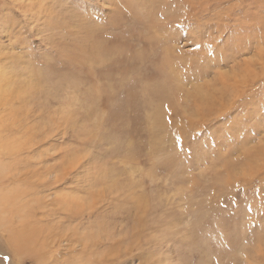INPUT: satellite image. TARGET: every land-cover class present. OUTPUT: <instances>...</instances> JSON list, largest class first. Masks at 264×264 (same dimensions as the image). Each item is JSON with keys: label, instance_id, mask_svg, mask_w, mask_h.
<instances>
[{"label": "rangeland", "instance_id": "obj_1", "mask_svg": "<svg viewBox=\"0 0 264 264\" xmlns=\"http://www.w3.org/2000/svg\"><path fill=\"white\" fill-rule=\"evenodd\" d=\"M140 1L0 0L23 117L3 132L0 113V147L18 148L0 152V264H43L16 237L56 226L57 191L84 213L61 234L101 248L70 264L110 245L135 264H264V0ZM27 67L47 91L32 103Z\"/></svg>", "mask_w": 264, "mask_h": 264}, {"label": "bare ground", "instance_id": "obj_2", "mask_svg": "<svg viewBox=\"0 0 264 264\" xmlns=\"http://www.w3.org/2000/svg\"><path fill=\"white\" fill-rule=\"evenodd\" d=\"M37 7L40 8L42 6L44 12L46 13H50L48 10H50V8H45L49 5L48 1L49 0H35ZM129 1V0H128ZM131 1V0H130ZM140 1V0H139ZM116 2L118 3V0H116ZM141 2V1H140ZM143 2V0H142ZM116 4V3H115ZM122 4V3H120ZM128 5V4H127ZM141 5V4H139ZM117 6V5H116ZM52 8V7H51ZM54 9V6L53 8ZM39 11V10H38ZM54 11L56 12V10L54 9ZM41 13V12H40ZM39 13V14H40ZM42 14V13H41ZM40 14V15H41ZM59 15V14H58ZM47 16V15H46ZM69 29V28H68ZM54 30V29H53ZM65 31V30H64ZM160 36V35H159ZM164 36V35H163ZM162 36V37H163ZM166 37V36H164ZM161 38V37H160ZM164 40V39H162ZM166 40V39H165ZM168 41V40H167ZM99 46V44H97ZM169 45V44H168ZM101 46V45H100ZM174 48V45L172 46ZM91 48V47H89ZM102 49V47H101ZM176 50V49H174ZM166 51V49H165ZM83 52V51H82ZM167 52V51H166ZM93 53L96 55L97 51L94 50ZM165 53V52H164ZM172 53V52H171ZM170 53V54H171ZM169 54V53H168ZM173 54V53H172ZM175 54V53H174ZM165 55V54H164ZM167 55V53H166ZM165 55V56H166ZM176 56V55H175ZM167 57V61L168 59H171L169 57V55L166 56ZM169 57V58H168ZM176 58V57H174ZM177 60V59H176ZM165 61V60H164ZM166 61V62H167ZM169 63L172 64V59L171 62L168 61ZM167 62V63H168ZM3 62L0 61V113L2 114L3 118L5 119L3 122V132L5 131H9V132H13L14 130H16L17 128L19 129V127H21V125L19 126L18 121L16 120L18 117L21 118V120H23L22 117V111L21 110H14V105L16 103L17 100H20L19 98H17L15 96V90L17 89L18 86L14 85V81L12 79H10V77H12L13 73L11 71H9L8 69H6L5 65H2ZM169 64V65H171ZM17 66V65H16ZM176 66V64H175ZM15 67V66H14ZM174 67H172V70ZM169 69L171 70V66L169 67ZM14 71V70H13ZM172 72V71H171ZM15 76L19 75V72H15ZM20 78V75H19ZM22 78V77H21ZM23 79V78H22ZM160 79V78H159ZM44 79L43 76L37 77L33 74H31V72L29 71V67H27V73H26V78H24L23 83L26 86V89H21L22 92L25 93H29V99H30V103H32L33 101L31 100V98H34L35 96L39 95L40 93H44L47 91H43L40 90V87L43 85ZM16 84V83H15ZM42 84V85H41ZM21 87V86H20ZM22 88H24L22 86ZM43 91V92H41ZM44 95V94H43ZM46 95V94H45ZM40 99V97H37ZM42 98V97H41ZM27 99V98H26ZM27 99V100H29ZM47 99V98H46ZM25 100V101H27ZM27 103V102H26ZM24 105V104H23ZM28 105V103H27ZM5 106H12V109L10 110H6L4 107ZM19 107V106H18ZM28 110V109H27ZM64 119V120H63ZM20 121V120H19ZM62 121L67 122V120L65 119V115H63L62 117ZM2 122V119L0 118V123ZM7 123V124H6ZM21 123V121H20ZM67 124V123H66ZM68 125V124H67ZM23 133V132H22ZM4 135L1 136V127H0V139L1 137H3ZM7 138V137H6ZM7 142V141H6ZM19 143V142H18ZM7 143L6 145H2V147H0V152L2 153V151H4V153H9L10 152H17L16 150L18 149L17 146L16 147H12L10 148L9 146L7 147ZM18 147L24 148V145H20ZM16 148V149H15ZM18 153V152H17ZM10 154V153H9ZM13 156V155H12ZM15 158V157H14ZM17 158V157H16ZM53 158V157H52ZM63 159V158H62ZM19 160V158H18ZM17 160V162H19ZM20 163V162H19ZM54 171V170H53ZM56 172V171H55ZM57 173V172H56ZM55 173V174H56ZM49 175V174H48ZM52 175V174H51ZM50 176V175H49ZM53 177V176H52ZM51 178V176H50ZM49 178V179H50ZM58 178V174H56V180L54 181V179L52 181L54 182H48L47 181H40L41 185L43 186L44 190L47 191H51V190H55L57 187V184L60 183L61 181H64V179H57ZM105 179V178H104ZM31 181V180H30ZM51 181V180H50ZM104 181V180H102ZM57 183V184H56ZM30 184V183H29ZM101 186V185H100ZM20 188V187H18ZM122 188V187H121ZM113 189V188H112ZM17 190V189H16ZM18 191V190H17ZM20 191V189H19ZM22 191V190H21ZM119 191V190H118ZM25 192V191H24ZM22 192V193H24ZM27 192V191H26ZM52 192V191H51ZM58 192V191H57ZM54 192L51 194V198L45 201L44 198V203L47 204V208H49L50 213H48L49 211H43L46 214H49L51 217H55L59 218V222L56 223V226L51 227L49 230H47V232L45 234H42V226L38 223V226H29V227H23L21 229V234L20 236H17L16 238L19 239L20 243L22 244V247L20 249H22V253L25 251H27V253L32 252V255H36V257L38 256V258L40 259V263L43 264H70V259L76 256H82L83 254H88V255H99V249L100 246L98 244H90L88 242L87 239L83 238L80 236V234L78 233V229H76L77 227H75V229H73L72 231H70L69 233H65L61 234L63 232H61V228L62 225L67 224L64 223V220H68V222H70L71 219H82L84 213H79L77 210V212H74V208L70 205V203L72 202V200H70V202H68V195L64 192V193H57ZM114 194H117L116 191H114ZM16 193V195H18V192H14ZM28 193V192H27ZM50 194V193H49ZM113 194V193H112ZM111 194V195H112ZM14 195V194H13ZM120 195V194H119ZM122 195V194H121ZM117 196V195H116ZM22 197V196H19ZM11 201V199H9ZM79 200V199H78ZM15 201V199H14ZM40 201V200H39ZM43 201V199H42ZM41 201V203H42ZM81 201V200H80ZM12 202V201H11ZM10 202V203H11ZM23 202V201H22ZM79 202V201H78ZM16 203V201L14 202ZM42 203V205L44 204ZM73 203V202H72ZM40 204V203H39ZM74 204V203H73ZM78 204V203H77ZM14 205V204H13ZM39 206V205H38ZM74 206V205H73ZM80 206V205H79ZM86 206V205H85ZM23 209L26 211V209L28 210V208H26L27 206L23 205L22 206ZM44 208V205H43ZM94 212V211H92ZM25 213V212H24ZM29 216V215H28ZM22 217H24V214L22 215ZM27 218V217H26ZM25 218V219H26ZM45 219V218H44ZM29 220V219H28ZM66 220V221H67ZM25 220H23L24 222ZM41 222V221H40ZM33 223V222H32ZM32 223H27V226L29 224L32 225ZM74 224V223H73ZM60 225V226H59ZM45 226V224H44ZM49 227V226H48ZM26 230H25V229ZM40 238V241L38 242V244H36L35 249L31 246L32 244V240L33 238H35L34 236H36ZM96 236V235H95ZM98 237V236H97ZM107 237V236H106ZM101 240V239H100ZM107 240H109V238L107 237ZM105 245V244H103ZM193 246V245H192ZM191 246V248H192ZM106 248L109 249V254L108 257L105 261V264H135V260L136 257H134L132 255V253L129 255V252H126L124 255L118 251L116 253H113L112 251L115 249L114 247L110 246H105ZM190 247V246H189ZM18 248V247H17ZM104 248V247H103ZM189 255V254H188ZM112 258H110V257ZM118 256V258H117ZM147 256V255H146ZM35 257V256H34ZM148 257V256H147ZM140 259V258H139ZM118 261V262H117ZM140 261V260H139ZM149 261V260H148ZM160 262V261H159ZM93 264H103L98 258L96 259V261Z\"/></svg>", "mask_w": 264, "mask_h": 264}, {"label": "snow or ice", "instance_id": "obj_3", "mask_svg": "<svg viewBox=\"0 0 264 264\" xmlns=\"http://www.w3.org/2000/svg\"><path fill=\"white\" fill-rule=\"evenodd\" d=\"M48 39L51 41L52 37H48ZM56 159H59V157L57 156ZM78 175V174H74L73 178L75 179V176Z\"/></svg>", "mask_w": 264, "mask_h": 264}]
</instances>
